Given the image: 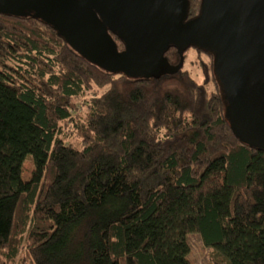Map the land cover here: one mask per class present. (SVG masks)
I'll use <instances>...</instances> for the list:
<instances>
[{"label": "trees", "instance_id": "trees-1", "mask_svg": "<svg viewBox=\"0 0 264 264\" xmlns=\"http://www.w3.org/2000/svg\"><path fill=\"white\" fill-rule=\"evenodd\" d=\"M187 1L190 18L201 0ZM183 57L115 74L0 14V264H190L192 232L228 264H264V150L225 118L213 56Z\"/></svg>", "mask_w": 264, "mask_h": 264}, {"label": "water", "instance_id": "water-1", "mask_svg": "<svg viewBox=\"0 0 264 264\" xmlns=\"http://www.w3.org/2000/svg\"><path fill=\"white\" fill-rule=\"evenodd\" d=\"M187 12V0H0V14L41 20L115 74L173 73L187 48L210 53L235 136L264 150V0H201L197 15ZM170 47L179 52L177 65L165 58Z\"/></svg>", "mask_w": 264, "mask_h": 264}, {"label": "rangeland", "instance_id": "rangeland-1", "mask_svg": "<svg viewBox=\"0 0 264 264\" xmlns=\"http://www.w3.org/2000/svg\"><path fill=\"white\" fill-rule=\"evenodd\" d=\"M194 51L191 49L186 52L185 67L194 68L191 61L194 59ZM193 76L200 80L197 71L193 70ZM32 159L30 155L25 157L22 166V178L26 179L30 175L32 169ZM185 240L190 247L188 260L190 264H228V262L216 251L212 246H205L201 240V236L197 232L187 233Z\"/></svg>", "mask_w": 264, "mask_h": 264}]
</instances>
